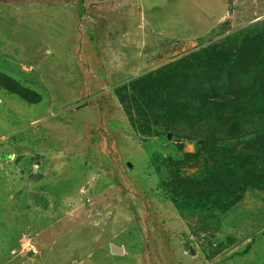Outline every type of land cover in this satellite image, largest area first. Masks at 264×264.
Here are the masks:
<instances>
[{
  "label": "rangeland",
  "instance_id": "rangeland-1",
  "mask_svg": "<svg viewBox=\"0 0 264 264\" xmlns=\"http://www.w3.org/2000/svg\"><path fill=\"white\" fill-rule=\"evenodd\" d=\"M105 2L118 8L0 0V72L39 96L30 105L0 89V264H264V192L207 225L177 210L161 181L195 170L183 155L198 142L184 128L140 129L125 102L148 73L264 26V0H229L232 17L191 41L154 35L194 22L181 4L154 18L145 6L121 31Z\"/></svg>",
  "mask_w": 264,
  "mask_h": 264
},
{
  "label": "trees",
  "instance_id": "trees-1",
  "mask_svg": "<svg viewBox=\"0 0 264 264\" xmlns=\"http://www.w3.org/2000/svg\"><path fill=\"white\" fill-rule=\"evenodd\" d=\"M261 26L230 46L207 47L148 73L124 98L133 104L140 129L148 130L150 123L161 132L184 128L190 132L187 138L197 140L196 149L183 155V164L195 170L185 176L169 171L161 185L177 210L198 216L205 225L213 210L224 216L247 191L264 192ZM190 64L196 73L190 72ZM0 89L30 105L39 102L36 93L1 72Z\"/></svg>",
  "mask_w": 264,
  "mask_h": 264
},
{
  "label": "crops",
  "instance_id": "crops-1",
  "mask_svg": "<svg viewBox=\"0 0 264 264\" xmlns=\"http://www.w3.org/2000/svg\"><path fill=\"white\" fill-rule=\"evenodd\" d=\"M123 5L119 6L120 0H118V8L112 7L108 2H105L107 15L111 13H118L120 15L118 20V30H126L132 28V21L134 17L143 18L141 15L145 16V6L155 13L152 18L158 17V13H161L160 8L165 6H171L173 8L176 4H181L182 8L187 9V15L194 18V22L187 20V28L181 29V25L175 28V32L172 36H164L159 32H155L154 35L161 39L168 38L167 40L178 39L179 34L184 33L186 41L199 40L216 27H218L222 22L226 21L227 18H231L233 13H231L229 0H161L160 3L153 2V0H121ZM91 5L97 7L99 2H92ZM132 5V6H130ZM158 8V9H157ZM157 9V10H156ZM201 14L203 17L201 18ZM182 16V15H181ZM151 18V19H152ZM145 19V18H143ZM150 19V20H151ZM146 19V24L151 25L154 23ZM138 21V20H137ZM180 23L181 21L177 19ZM130 23V25H128ZM170 23H164L160 29H168ZM186 26V24H185ZM152 32L154 31L151 28ZM171 35V33H170Z\"/></svg>",
  "mask_w": 264,
  "mask_h": 264
},
{
  "label": "water",
  "instance_id": "water-1",
  "mask_svg": "<svg viewBox=\"0 0 264 264\" xmlns=\"http://www.w3.org/2000/svg\"><path fill=\"white\" fill-rule=\"evenodd\" d=\"M111 251H112V253L113 254H116V255H121L122 254V250L120 249V248H117V247H114V246H111ZM189 253L191 254V255H193L194 254V251H193V248L192 247H189Z\"/></svg>",
  "mask_w": 264,
  "mask_h": 264
},
{
  "label": "built area",
  "instance_id": "built-area-1",
  "mask_svg": "<svg viewBox=\"0 0 264 264\" xmlns=\"http://www.w3.org/2000/svg\"><path fill=\"white\" fill-rule=\"evenodd\" d=\"M29 244V243H28Z\"/></svg>",
  "mask_w": 264,
  "mask_h": 264
}]
</instances>
